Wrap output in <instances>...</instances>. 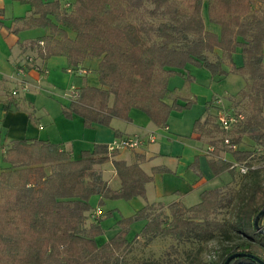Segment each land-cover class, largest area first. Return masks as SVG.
I'll use <instances>...</instances> for the list:
<instances>
[{
  "label": "trees",
  "instance_id": "trees-1",
  "mask_svg": "<svg viewBox=\"0 0 264 264\" xmlns=\"http://www.w3.org/2000/svg\"><path fill=\"white\" fill-rule=\"evenodd\" d=\"M19 1L34 10L26 21L28 27L51 31L41 37L40 58L65 56L71 69L89 58L100 59L97 73L101 87L75 88L70 104L62 108L68 119L82 117L87 128L94 124L111 127L115 118L130 121L133 108L143 111L156 126H166L173 110L191 106L189 101L178 104L180 97L169 89L170 78L183 74L189 64L206 68L217 80L231 74L247 77L250 90L242 91L243 95H250L259 114L263 112L264 10L262 16L250 15L253 4L262 0H191V15L184 20L176 19L181 10L174 0H73L69 8L62 7L60 0ZM205 2L208 21L219 26L220 33L207 29ZM146 15L169 16L176 21L154 23ZM239 49L241 65L234 59ZM169 98L172 104L167 102ZM19 105L10 97L5 109H20ZM28 117L32 124H39L34 110L28 111ZM212 124L209 114L195 122L194 130L202 137H212ZM244 130L264 132V118L252 119ZM116 136L120 138L121 132L116 131ZM257 136L256 140L264 142V133ZM209 143L214 146L211 167L216 176L233 172L232 162L218 157L222 151L231 153L237 162L252 155L225 144L222 148L218 141ZM113 157L114 152L104 144H95L74 159L70 151L48 141L14 140L4 156L11 167L0 174V264H124L131 248L127 238L130 228L144 221L141 234L148 238L177 237L196 227L220 232L232 229L243 241L235 248L227 247L217 264H225L234 254L239 256L229 264H264V216L259 227L256 225L264 208V184L259 182L242 198L230 225L205 218L217 202L225 201L223 191L215 188L204 191L201 202L189 208L180 201L147 204L132 216L121 217L117 221L120 230L98 243L105 229L100 220L87 222L93 209L91 198L99 196L98 206L107 200L146 198V186L153 180L138 159L129 164ZM110 161L121 183L118 189L103 178L100 168ZM163 207L169 213L156 212ZM111 215V211L107 213Z\"/></svg>",
  "mask_w": 264,
  "mask_h": 264
},
{
  "label": "crops",
  "instance_id": "crops-1",
  "mask_svg": "<svg viewBox=\"0 0 264 264\" xmlns=\"http://www.w3.org/2000/svg\"><path fill=\"white\" fill-rule=\"evenodd\" d=\"M0 11L3 24L0 27V174L11 167L4 161V156L14 140L48 141L60 145L62 149L70 151L74 159H79L83 151L92 150L95 144H112L118 139L116 131L121 132V137L145 138V143L136 150H116L113 159L125 160L129 164L138 159L144 171L153 176L146 186L147 196L135 197L130 201L107 200L102 207L97 205L99 196H93L90 213L103 215L101 223L104 228L108 220L107 212L116 215L115 209L118 207H128L124 211L127 217L153 203L169 205L180 201L189 208L201 202L204 191L221 188L229 182L227 179L221 184L220 178L229 172L215 175L211 167L213 151H208L212 145L194 130L198 119L204 120L212 111L216 112L213 107L215 104L217 106L218 100H213L211 90L216 78H197L190 84L178 75L171 77L170 93L190 98L191 101L195 99L198 104L191 109L172 111L166 126H156L143 111L133 108L130 121L115 118L111 127L94 124L87 128L82 117L74 115L68 119L63 115L62 108L70 104L72 89L85 85L101 87L99 75L95 73L100 59L89 58L78 68H73V73H69L67 57L42 59L38 56V50L43 45L32 44L40 42L41 37L50 35L51 31L44 27H28L26 21L34 12L30 5L19 0H0ZM18 18L23 20H16ZM215 26V32L219 30L220 33V27ZM17 28L20 29L19 33H14L13 30ZM70 35L74 36V33L70 32ZM234 59L236 64H242L241 49ZM187 70H182L184 77L187 76ZM40 91L46 95H39ZM10 97L17 99L20 109L13 106L10 111H6L5 102ZM167 102L172 104L173 100L169 98ZM185 103L178 100V104ZM32 110L39 119L37 125L32 124L28 117V111ZM151 135L155 137L154 141H149ZM219 155L230 162L233 161L231 158L234 159L229 152L222 151ZM100 168L103 178L114 189L120 188L121 183L112 161ZM154 169L159 171L154 172Z\"/></svg>",
  "mask_w": 264,
  "mask_h": 264
},
{
  "label": "rangeland",
  "instance_id": "rangeland-1",
  "mask_svg": "<svg viewBox=\"0 0 264 264\" xmlns=\"http://www.w3.org/2000/svg\"><path fill=\"white\" fill-rule=\"evenodd\" d=\"M60 1L62 3V7H65L67 2L73 0ZM174 3L181 10L176 19L184 20L191 15V0H174ZM253 5V11L250 15L262 16L264 10V0L258 2L256 1ZM204 16L207 23V29L215 31L217 27L208 21L207 2H205ZM146 18L154 23H160L162 21H176L174 18L169 16H159L154 18L150 15H146ZM217 32L219 33V30H217ZM209 57L212 60L216 59V55L214 54H209ZM188 68L189 70H187ZM186 70L187 71L185 72H188L186 77L182 74H178V76L185 78V81L190 84L195 82L197 78H200V80H203L202 77L212 78L210 71L206 68L189 64ZM95 73H97V70ZM215 81L211 84L212 98L214 101L218 100L219 102H217L219 104L216 106L214 102L215 106L212 107L216 109V112L212 111L210 113L213 121V124L210 125V129H213L212 137L207 136L205 138H207L209 142L211 140L218 141L219 146L222 148H226L224 144L225 140L228 139L236 144L238 149L251 151L252 155L246 161L237 162L235 158H231L233 160L231 162L232 168L233 164L237 163L251 168V171H254L242 174L239 169L235 167L233 168V172H229L228 175L220 178L221 184H223V181L225 182L227 179V181H229L220 188L225 195V201L217 202V204L214 205L208 213H205V218L230 225L231 222L236 219V212H238L241 206L242 198L248 194L253 183L259 182L264 184V142L263 139L256 140V137H258L257 135L264 132L260 130L245 132L244 130L246 125L250 123L252 119L256 117L264 118V109L260 115L259 111H257L255 100L248 94L243 95L244 91V93H246V91L250 90L249 84L251 81L247 77L231 74L222 80ZM41 94L46 95L44 92L40 91L39 95ZM180 99L183 102H186L184 105H186L190 100V98L186 99L183 97H180ZM189 102H191V106L188 108L173 111L191 109L194 105L198 104L195 99L194 101L190 100ZM261 104L263 106L264 99ZM220 112H224L230 117L235 116L236 118V121L231 123V129L229 131L223 130L219 124ZM240 116H242V118ZM48 171H50V169H48ZM118 209H115L117 214L113 215L112 213V215L109 216L108 220L105 222V234L97 238L98 243L102 244L103 242H106L120 230L117 226V221L123 216L127 217L124 214V211H127L128 207H118ZM156 212L169 213V210L166 207H163L162 209H158ZM191 214L192 212H187V215ZM87 215L88 224L99 220L102 222L104 220L103 215H99L96 212H92ZM145 223L146 221L139 222L131 226L127 237L128 241L131 242V248L125 255L124 264H217L221 260L227 247L235 248L243 241V238L234 234L232 229L230 232H220V230L206 229L204 227H196L189 230L186 229L183 231L182 235L177 237L160 235L154 238H148L141 234Z\"/></svg>",
  "mask_w": 264,
  "mask_h": 264
},
{
  "label": "built area",
  "instance_id": "built-area-1",
  "mask_svg": "<svg viewBox=\"0 0 264 264\" xmlns=\"http://www.w3.org/2000/svg\"><path fill=\"white\" fill-rule=\"evenodd\" d=\"M70 4H71L70 1L67 2L65 7L69 8ZM39 44L44 45V42L40 41ZM68 72L73 73L74 69L70 68V69H68ZM14 94H16V92H14ZM218 102H217V104H219ZM240 117L242 118V116H240ZM234 121H236L235 116L230 117L229 115H227L224 112L219 113V124L223 130L229 131L231 129V123ZM149 138H150L149 141L155 140V137L152 135ZM144 143H145V138H143V137H139V136L120 137V138L116 139L112 144L109 145V151L115 152L116 150H119L122 148L136 150V149L140 148ZM225 145H227L228 147H230L233 150L238 149L237 145L228 139L225 140ZM213 150H214V146H210L208 148L209 152H212ZM235 167L238 168L242 174H246L249 171V168L244 166V165L234 163L233 168H235Z\"/></svg>",
  "mask_w": 264,
  "mask_h": 264
},
{
  "label": "water",
  "instance_id": "water-1",
  "mask_svg": "<svg viewBox=\"0 0 264 264\" xmlns=\"http://www.w3.org/2000/svg\"><path fill=\"white\" fill-rule=\"evenodd\" d=\"M262 216H264V208H263V210L259 213V215L257 216V218H256V225L259 227V220L262 218ZM237 256H239V254H234V255H232L227 261H226V263L225 264H229V262L233 259V258H235V257H237Z\"/></svg>",
  "mask_w": 264,
  "mask_h": 264
}]
</instances>
